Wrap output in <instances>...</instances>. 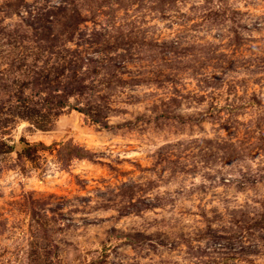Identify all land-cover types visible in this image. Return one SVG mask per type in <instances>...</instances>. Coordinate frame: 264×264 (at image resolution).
I'll return each mask as SVG.
<instances>
[{
  "label": "rangeland",
  "instance_id": "rangeland-1",
  "mask_svg": "<svg viewBox=\"0 0 264 264\" xmlns=\"http://www.w3.org/2000/svg\"><path fill=\"white\" fill-rule=\"evenodd\" d=\"M0 264H264V0H0Z\"/></svg>",
  "mask_w": 264,
  "mask_h": 264
}]
</instances>
